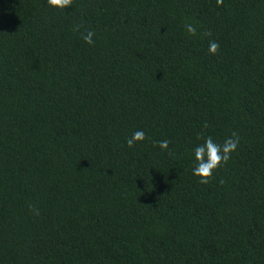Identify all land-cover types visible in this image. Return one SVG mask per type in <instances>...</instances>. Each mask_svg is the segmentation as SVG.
Segmentation results:
<instances>
[{
    "label": "trees",
    "instance_id": "1",
    "mask_svg": "<svg viewBox=\"0 0 264 264\" xmlns=\"http://www.w3.org/2000/svg\"><path fill=\"white\" fill-rule=\"evenodd\" d=\"M0 264H264V0H0Z\"/></svg>",
    "mask_w": 264,
    "mask_h": 264
},
{
    "label": "clouds",
    "instance_id": "2",
    "mask_svg": "<svg viewBox=\"0 0 264 264\" xmlns=\"http://www.w3.org/2000/svg\"><path fill=\"white\" fill-rule=\"evenodd\" d=\"M47 4L50 7L65 10L73 4V0H47ZM185 28L190 35L196 34V29L191 24H186ZM93 36L92 31H88L86 35L82 34L83 40L89 45L94 43ZM218 48L219 45L216 42H210V53L215 54ZM144 139L145 132L137 130L126 138V143L128 147H133L136 143L144 141ZM239 142L240 137L235 131L224 140L223 144H218L211 137H208L203 144L197 145L193 150L195 159V165L192 169L193 175L199 177L201 183H207L213 171L229 160L230 155L237 149ZM157 145L161 150H166L169 141L161 140L157 142Z\"/></svg>",
    "mask_w": 264,
    "mask_h": 264
}]
</instances>
